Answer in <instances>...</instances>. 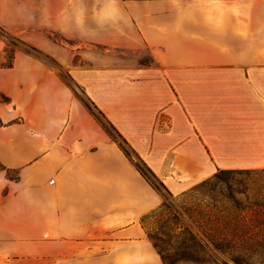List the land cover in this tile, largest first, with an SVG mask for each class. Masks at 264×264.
<instances>
[{
  "label": "crops",
  "instance_id": "1",
  "mask_svg": "<svg viewBox=\"0 0 264 264\" xmlns=\"http://www.w3.org/2000/svg\"><path fill=\"white\" fill-rule=\"evenodd\" d=\"M0 25L43 52L0 66V264H165L136 158L174 195L264 168V0H0Z\"/></svg>",
  "mask_w": 264,
  "mask_h": 264
},
{
  "label": "rangeland",
  "instance_id": "2",
  "mask_svg": "<svg viewBox=\"0 0 264 264\" xmlns=\"http://www.w3.org/2000/svg\"><path fill=\"white\" fill-rule=\"evenodd\" d=\"M50 34L59 41H63L68 44V42L58 33ZM0 39L4 41V49L0 51V66H7L11 63L15 50L21 46L27 48L35 54L43 53L39 49L24 41L18 33L12 32L2 25H0ZM141 55L142 60H150L147 50H144ZM75 86L78 89V94L94 109L87 97L82 93V90L79 89L77 85ZM0 99L7 100V97L0 94ZM94 111L97 113L103 124L108 127L113 135L117 136L119 139L117 133L112 129L110 124L107 123V121L95 109ZM121 142L123 143L122 140ZM123 144L133 155L131 149L126 145V143ZM136 162L147 170V166L143 161L136 158ZM2 169L3 166L0 163V170ZM8 174L10 176H15L16 171L10 170L8 171ZM223 176L224 178L226 177L227 180L231 181L235 190V198L246 203H250L256 199L259 201V204L254 207L260 211L263 210L264 170L253 169L250 170V172L228 174V176L224 174ZM153 178L158 184H160L159 179L155 176H153ZM200 182L192 185L185 192L178 195H174L163 189L168 197L169 205L159 209H154L145 217L144 222L147 234L153 240L167 264H237L233 262L229 256L223 255L219 252H216L215 254L213 251L207 250L201 246V244H203L201 237L205 236L201 233L197 226L198 218L194 208L198 204H203L204 202H208L210 200L208 194L210 192L207 190L210 186L214 185L216 190H218L226 184L223 180L215 179L205 186L193 189L197 187ZM242 189L246 191V194L238 191ZM221 199L222 198L218 200V203ZM160 211L162 212L160 213ZM252 222L256 223L254 221H250L249 223ZM262 264H264V260Z\"/></svg>",
  "mask_w": 264,
  "mask_h": 264
},
{
  "label": "trees",
  "instance_id": "3",
  "mask_svg": "<svg viewBox=\"0 0 264 264\" xmlns=\"http://www.w3.org/2000/svg\"><path fill=\"white\" fill-rule=\"evenodd\" d=\"M11 64L12 62L7 66ZM87 105L90 110L97 115L88 103ZM107 129L109 130L108 127ZM110 133L112 132L110 131ZM116 133L118 136L120 135V133ZM113 136L118 139L117 136ZM122 145L126 151L131 154L123 143ZM138 166L148 179L162 192L163 201L155 209L168 206V197L163 191V189L166 190L165 184L162 181L158 184L153 178V176H155L154 173L148 167L147 170L151 174L144 167L139 164ZM253 169L264 170V168H218L212 176L201 181L197 187L193 188L197 189L201 186H205L215 179L223 180L225 182L226 185L218 190H216L214 185L210 186V188L207 189L210 192L208 193L210 200L208 202H204L203 204H198L195 206L194 210L198 218L197 226L201 233L205 236L201 237V240L203 241L201 246L207 250L213 251L215 254L216 252H219L223 255H227L237 264H262L264 260V207L262 211L254 207L259 204V201L256 199L250 203H246L235 198V190L231 181L227 180L226 177L224 178L223 175L226 174V176H228V174L250 172V170ZM166 191L169 192L168 190ZM238 191L246 194V191L243 189ZM220 198L222 199L218 203ZM161 212L162 211H160V213ZM149 213L144 215L142 218L143 222ZM250 221H254L256 223H249ZM161 256L165 263V259L162 254Z\"/></svg>",
  "mask_w": 264,
  "mask_h": 264
}]
</instances>
